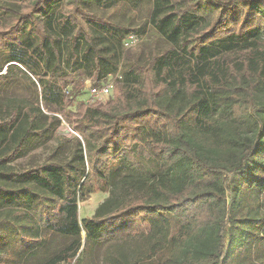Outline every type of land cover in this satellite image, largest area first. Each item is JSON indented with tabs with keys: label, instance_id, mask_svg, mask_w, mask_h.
Wrapping results in <instances>:
<instances>
[{
	"label": "trees",
	"instance_id": "16d2710c",
	"mask_svg": "<svg viewBox=\"0 0 264 264\" xmlns=\"http://www.w3.org/2000/svg\"><path fill=\"white\" fill-rule=\"evenodd\" d=\"M149 25L166 46L124 50ZM106 242V264H264V0H0V264Z\"/></svg>",
	"mask_w": 264,
	"mask_h": 264
},
{
	"label": "rangeland",
	"instance_id": "374dc122",
	"mask_svg": "<svg viewBox=\"0 0 264 264\" xmlns=\"http://www.w3.org/2000/svg\"><path fill=\"white\" fill-rule=\"evenodd\" d=\"M106 16H108V13H106ZM129 16H119L118 15V21L123 25L126 26L128 22L131 20ZM146 14L141 13V14H136V17L133 18L132 20V25L135 28H139L144 26L146 23ZM129 38L125 39L124 43V50H129L132 55H135L136 57H140L141 59L147 56L148 53L152 51H161L162 48L166 46L165 40L162 39L156 31L149 25L147 27V32L145 35L139 37V38H133L134 42L130 44V47H128V44L130 41L128 40ZM123 58V57H122ZM121 58V62L123 61ZM87 87L89 89V85L87 84ZM82 100H85L87 102H103L105 101H99V100H94L90 95L87 93L81 98ZM58 135L59 136H64L67 141H71L72 139L76 138L78 134H75L73 130L69 128V126L63 122L62 126L58 129ZM65 144V143H64ZM57 142L55 140H52L48 143V146L45 148H41L35 152H33V156L27 157V158H22L19 159L18 165L21 167H27L28 164L30 163L31 159L34 157L39 160H44L45 157L48 155L52 147H57ZM67 148L69 147V144L66 143ZM108 198V195L105 194H93L90 195L86 201L80 202V217L82 219L87 218V219H92L94 218V213L96 209ZM86 235L85 233L83 234V239L85 240ZM110 242V241H109ZM61 240L58 242V246H60ZM109 246V243L106 242L104 244H95L93 249L88 255L87 258V263L86 264H106L104 260V255H105V250Z\"/></svg>",
	"mask_w": 264,
	"mask_h": 264
},
{
	"label": "built area",
	"instance_id": "2783aa9c",
	"mask_svg": "<svg viewBox=\"0 0 264 264\" xmlns=\"http://www.w3.org/2000/svg\"><path fill=\"white\" fill-rule=\"evenodd\" d=\"M130 43L128 44V47H130V44L134 42L133 37L128 39ZM113 80L111 79L108 81L102 88H96L92 86L90 83H87L89 85V95L94 99V100H99V101H105V99L109 98L111 93L113 92L114 89V84Z\"/></svg>",
	"mask_w": 264,
	"mask_h": 264
}]
</instances>
